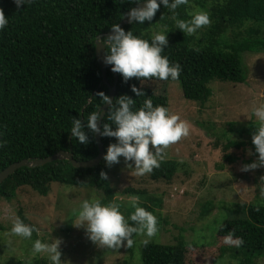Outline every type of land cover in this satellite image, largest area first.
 <instances>
[{
  "label": "trees",
  "instance_id": "obj_1",
  "mask_svg": "<svg viewBox=\"0 0 264 264\" xmlns=\"http://www.w3.org/2000/svg\"><path fill=\"white\" fill-rule=\"evenodd\" d=\"M194 1L189 0L175 10L178 19L190 18L188 13ZM135 5L134 0H29L17 8L13 0H0V9L8 20L0 29V171L13 162L47 157L60 150L71 151L77 160L97 156L94 132L85 129L88 142L80 144L71 137V121L76 117L86 123L89 113L98 111L104 104L96 94L103 92L108 96L109 86L103 82L95 41ZM207 8L210 23L191 36L175 28L171 12L162 5L151 21L144 24L132 21L122 27L134 35L143 33L142 38L150 40L153 30L167 26L168 45L161 55L167 56L170 64L180 65L176 80L184 97L201 104L212 96L213 80L246 81L243 52L264 51V0H212ZM241 26L245 28L239 29ZM225 33L231 41L226 40ZM117 75L113 105L118 96L126 94L134 100L133 111L142 106L146 97L153 106L168 109V85L172 79L150 77L141 81L132 77L125 81L120 73ZM114 78V72L108 69L107 81L113 84ZM132 85L142 88L146 97H137L131 91ZM108 109L101 128L103 123H111L106 121ZM252 122L229 121L221 133L227 137L229 149L251 146L253 153L245 160L247 164L258 156L252 139L242 138L255 132L256 127L250 129ZM101 139L105 152L110 143L116 142L114 137L101 136ZM225 158L238 159L231 154ZM178 165L179 160L164 159L149 176L155 180H171ZM260 171L259 192L264 187V167ZM101 172L105 177H101ZM108 174L104 160L87 168L74 167L68 160L22 166L0 183V198L10 200L22 186L46 195L51 184L58 182L99 190L103 194L101 202L107 203L116 195ZM121 193L146 196L145 190L132 186H126ZM145 199L139 205L157 217L158 225L159 213L155 207L161 202L154 196ZM257 199L237 206L236 214L224 218L217 229L222 238L231 230L234 238L243 239L239 248L221 247V256L229 252L230 257L237 259L236 264H258L257 259L264 257V203ZM205 204L202 213L210 211L211 204ZM20 218L27 223L25 216ZM0 229H4L1 223ZM187 249L182 234L175 243L149 241L147 245L141 244V264H186Z\"/></svg>",
  "mask_w": 264,
  "mask_h": 264
},
{
  "label": "rangeland",
  "instance_id": "obj_2",
  "mask_svg": "<svg viewBox=\"0 0 264 264\" xmlns=\"http://www.w3.org/2000/svg\"><path fill=\"white\" fill-rule=\"evenodd\" d=\"M211 1L192 2L190 12L206 11ZM161 29L159 26L153 32ZM224 36L232 40L227 33ZM242 61L246 81L213 80L212 96L203 104L185 98L178 80L168 85V110L189 124V135L165 149V159L179 160L171 180H155L149 173L135 176L128 166L132 162H125L123 157L118 163L108 165V180L116 192L113 200L121 204L122 214L127 217L132 210L127 200L133 194L121 193L126 186L146 191V196L136 195L138 203L146 201L148 196L158 198L161 202L155 207L159 213L158 232L149 241L175 243L182 234L188 247L186 264H236L237 259L230 257L229 252L221 256V247L228 245L223 243L217 229L224 218L236 214L237 206L254 202L258 197L257 201L264 203V196L259 194L261 167L242 170L247 164L245 160L253 153L251 146L229 149L227 137L221 134L229 121H254L250 125L252 130L257 124L252 107L264 104V51H245ZM253 133L242 138L252 139ZM226 154L238 159H227ZM91 198L101 200L103 194L96 189L58 182L51 184L46 195L22 186L10 200L0 198V223L4 225L0 229V264H50L45 254H32V241L37 238L60 241L61 264H141L139 241L144 237L135 236L130 248L122 245L118 249H104L88 238L84 227L73 225V210L82 200ZM205 203L211 204L210 211L202 213ZM13 215L25 216L27 224L39 229V235L33 232L31 239L11 235ZM257 263L264 264V257L258 258Z\"/></svg>",
  "mask_w": 264,
  "mask_h": 264
},
{
  "label": "clouds",
  "instance_id": "obj_3",
  "mask_svg": "<svg viewBox=\"0 0 264 264\" xmlns=\"http://www.w3.org/2000/svg\"><path fill=\"white\" fill-rule=\"evenodd\" d=\"M17 8L26 4L29 0H13ZM139 4L140 0H134ZM189 0H144L142 7L130 8L128 19L137 24L151 21L157 9L162 5L171 12V19L175 28L184 34L193 35L202 26L210 23L207 12L195 9L188 13L187 20L178 19L176 9L188 4ZM8 23L2 9H0V29ZM112 33L103 43L107 46L104 63L111 65V71L120 73L123 80L136 77L143 80L157 78L159 80L179 77L181 68L178 63H169L167 56L161 55L168 45L166 33L167 26L150 34V40L141 35H134L131 30L125 31L118 24H113ZM142 81V79H141ZM142 83V82H141ZM131 91L137 96H145L142 88L131 86ZM102 103H108L109 109L106 121L102 128H98L97 120L100 113L96 110L89 113L86 123L80 118L74 117L71 121L70 133L80 144L88 142L85 129L90 132H98L101 136L114 137L116 142L110 143L103 155L106 164L119 162L123 157L135 176H143L151 173L154 168H159L165 159V149L169 145L177 143L182 137L189 135V124L180 118L178 114L171 113L161 105L153 106L151 99L145 98L141 107L132 110L134 100L126 94L120 95L113 101L103 92L96 94ZM252 115L256 117V130L252 134V144L258 156L252 163L243 166L247 171L258 166L264 167V104L252 107ZM114 125V127L110 126ZM151 145V148L149 147ZM101 177L105 173L101 172ZM264 196V187L260 189ZM139 197H128L127 206L132 211L125 217L121 211V204L115 200L102 203L98 198L82 200L77 209L73 210L72 223L75 227H84L88 238L100 248L118 249L122 245L126 248L133 246V234L144 237L139 241L147 245L149 240L158 232L157 217L145 210L138 203ZM10 234L13 236L31 239L33 232L39 235V229L35 225L25 223L19 216L10 217ZM131 222V223H130ZM222 227V225H221ZM223 243L230 247L239 248L243 244L241 237H233L230 230L224 237ZM11 244V241H9ZM60 241L53 239L42 241L37 238L32 241V254L43 253L50 264H61Z\"/></svg>",
  "mask_w": 264,
  "mask_h": 264
},
{
  "label": "water",
  "instance_id": "obj_4",
  "mask_svg": "<svg viewBox=\"0 0 264 264\" xmlns=\"http://www.w3.org/2000/svg\"><path fill=\"white\" fill-rule=\"evenodd\" d=\"M159 3V0H157ZM144 3V0L141 1L139 4L135 5L134 7H142ZM128 11L122 18V20L118 23V25L122 28L124 25L131 23L128 19ZM112 33V29L109 30L106 33H101L100 35L97 36L95 44H96V57L99 62L101 71H102V76H103V82L109 86V94L108 97L110 100L113 101L114 96L116 94V88H117V82H118V75L116 72H114V82L113 84H110L107 81V71L108 69L111 70V66L109 64L104 63V57L106 55V45L103 43V38L107 37ZM109 107L108 103H104L98 112L100 113L99 118L97 120V126L98 128H101V123L102 119ZM95 135V140L98 146V154L94 158L88 159V160H77L73 157V154L71 151H66V150H60L57 153L47 156V157H42V158H32V159H22L20 161H16L8 165L6 168H4L2 171H0V183L4 181L9 175H11L15 170L22 166H27V167H36L39 165H44L48 162H52L55 160H68L71 162V164L74 167L77 168H87V167H94L98 165L102 160H103V155L105 153V149L103 146V142L101 139V135L98 132H94Z\"/></svg>",
  "mask_w": 264,
  "mask_h": 264
}]
</instances>
